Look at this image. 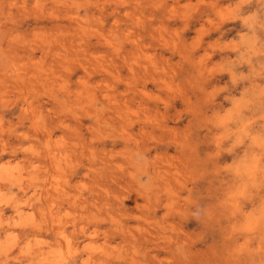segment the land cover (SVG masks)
Wrapping results in <instances>:
<instances>
[{"label":"clouds","instance_id":"clouds-1","mask_svg":"<svg viewBox=\"0 0 264 264\" xmlns=\"http://www.w3.org/2000/svg\"><path fill=\"white\" fill-rule=\"evenodd\" d=\"M0 264H264V0H0Z\"/></svg>","mask_w":264,"mask_h":264}]
</instances>
